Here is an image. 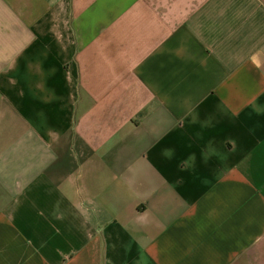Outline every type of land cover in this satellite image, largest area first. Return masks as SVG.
I'll return each instance as SVG.
<instances>
[{
	"label": "crops",
	"instance_id": "1",
	"mask_svg": "<svg viewBox=\"0 0 264 264\" xmlns=\"http://www.w3.org/2000/svg\"><path fill=\"white\" fill-rule=\"evenodd\" d=\"M0 264H264V0H0Z\"/></svg>",
	"mask_w": 264,
	"mask_h": 264
}]
</instances>
